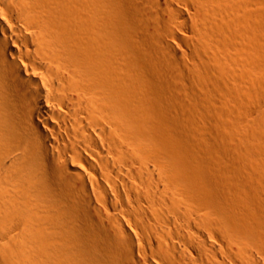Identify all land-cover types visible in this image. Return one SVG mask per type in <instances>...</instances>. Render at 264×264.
<instances>
[{"label": "bare ground", "instance_id": "obj_1", "mask_svg": "<svg viewBox=\"0 0 264 264\" xmlns=\"http://www.w3.org/2000/svg\"><path fill=\"white\" fill-rule=\"evenodd\" d=\"M0 264H264V0H0Z\"/></svg>", "mask_w": 264, "mask_h": 264}]
</instances>
